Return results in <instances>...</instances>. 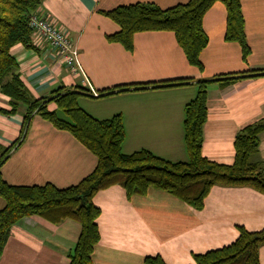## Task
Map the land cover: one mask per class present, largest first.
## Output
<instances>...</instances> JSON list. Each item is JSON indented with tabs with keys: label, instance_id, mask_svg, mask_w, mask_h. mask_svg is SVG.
Returning a JSON list of instances; mask_svg holds the SVG:
<instances>
[{
	"label": "crops",
	"instance_id": "1",
	"mask_svg": "<svg viewBox=\"0 0 264 264\" xmlns=\"http://www.w3.org/2000/svg\"><path fill=\"white\" fill-rule=\"evenodd\" d=\"M186 1L43 0L37 14L68 36L81 71L69 70L55 50L38 43L32 34L30 47L15 44L10 55L33 99L48 98L60 88H80L78 105L91 116L121 115L124 154L146 149L172 162L187 160L184 108L195 97L197 83L208 81L201 154L209 161L231 165L236 133L264 123V0H240L250 50L246 59L238 43L225 40L224 4L211 5L202 21L207 36L200 55L202 70L187 63L169 31L136 33L130 52L106 39L118 30L102 14L106 10L136 2L166 8ZM255 72L261 75L248 76ZM90 88L98 95H90ZM108 90L112 91L103 93ZM47 107L56 109L54 103ZM10 109V98L0 89V155L19 137L26 113L24 104L14 113L1 112ZM258 139L252 161L264 167V130ZM96 164L95 155L70 133L34 115L22 143L0 165V173L10 185L49 183L66 188L79 183ZM93 204L100 210L93 264H145L148 256H159L165 264H193L194 254L231 244L239 235L238 227L250 232L264 228V195L249 187L214 186L201 210L154 188L128 199L119 186L97 192ZM3 206L0 197V209ZM79 233L80 225L73 220L52 224L25 217L11 227L0 264H68ZM259 262L264 264V245L259 248Z\"/></svg>",
	"mask_w": 264,
	"mask_h": 264
},
{
	"label": "trees",
	"instance_id": "2",
	"mask_svg": "<svg viewBox=\"0 0 264 264\" xmlns=\"http://www.w3.org/2000/svg\"><path fill=\"white\" fill-rule=\"evenodd\" d=\"M219 1L226 9L225 40L236 42L246 59L249 47L244 33V20L240 0H187L162 8L151 2L118 5L103 15L118 30L107 35L109 42L118 43L126 51L133 50L136 33L169 31L175 36L187 63L203 69L200 55L207 45L203 31V16L213 3ZM43 0H0V89L10 98L14 113L19 104L26 106L19 137L0 155V165L25 138L34 115L49 122L58 130L70 133L95 157L93 171L79 183L66 188L52 184L15 186L8 184L0 173V256L10 229L25 217H38L52 224L73 220L80 225V233L70 252L68 264H93L92 252L100 239L96 219L100 210L93 197L111 186L121 187L126 197L143 196L149 188L167 192L192 208L201 210L209 191L214 186L249 187L264 195V167L252 161L258 153L259 133L264 123H255L240 129L234 139V161L223 165L204 158L201 154L202 127L207 118V87L210 82L197 83L195 97L184 108L183 138L186 161L172 162L141 149L124 154L122 117L116 114L109 119H97L78 105L80 88H60L48 98L33 99L24 88L18 74V65L10 55L15 44L30 47L31 29L28 25ZM261 73H253L254 77ZM247 76H242L246 78ZM168 81L165 83H181ZM125 88H119L122 90ZM108 90L103 93H109ZM91 95V94H90ZM98 95V94H97ZM54 103L51 111L47 105ZM238 237L229 245L193 255V264H260L259 248L264 245V228L250 232L238 227ZM145 264H165L159 256H148Z\"/></svg>",
	"mask_w": 264,
	"mask_h": 264
},
{
	"label": "built area",
	"instance_id": "3",
	"mask_svg": "<svg viewBox=\"0 0 264 264\" xmlns=\"http://www.w3.org/2000/svg\"><path fill=\"white\" fill-rule=\"evenodd\" d=\"M32 35L38 43H46L55 50L58 59L72 72L81 71L78 61L77 50L71 40L51 20L40 17L37 12L32 14L28 23ZM90 94L97 96V93L90 88Z\"/></svg>",
	"mask_w": 264,
	"mask_h": 264
},
{
	"label": "rangeland",
	"instance_id": "4",
	"mask_svg": "<svg viewBox=\"0 0 264 264\" xmlns=\"http://www.w3.org/2000/svg\"><path fill=\"white\" fill-rule=\"evenodd\" d=\"M20 105H22V104H20ZM22 107V106H21Z\"/></svg>",
	"mask_w": 264,
	"mask_h": 264
}]
</instances>
